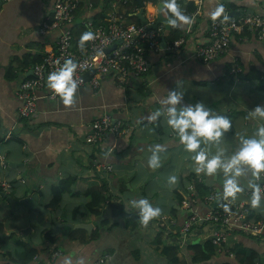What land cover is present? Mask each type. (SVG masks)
<instances>
[{"label":"crops","instance_id":"0c3cea01","mask_svg":"<svg viewBox=\"0 0 264 264\" xmlns=\"http://www.w3.org/2000/svg\"><path fill=\"white\" fill-rule=\"evenodd\" d=\"M86 1L81 0L70 24L76 35L90 19L95 24L102 23L97 16L104 17L111 9L125 15L127 22L140 23L135 20L139 5L126 7L128 0H100L97 7ZM180 1L191 22L172 26L171 30L180 29V38L185 42L172 48L178 39L169 41L171 30H166L162 37L166 48L160 45L157 51L148 52L149 65L141 77L124 86L111 75L101 76L97 88L88 83L78 87L73 105H64L60 97L41 98L35 114L21 117V101L16 95L19 84L31 76L35 62L54 50L59 28H53L51 23L53 0H0V264H22L26 246L30 245L46 264H62L69 255L74 264H79L80 257L85 264H242L239 258L254 250L259 263H263L262 246L244 233H232L221 248L211 241L213 225L197 226L185 239L179 233L190 213L179 198L194 194L191 207L205 212L208 196L222 195L223 174H197L193 154L167 124L166 114L157 121H149L147 116L164 107L160 100L179 83L185 93L182 103L202 100L231 118L232 128L220 141L228 153L237 149L241 135H252L264 124V118L252 119L249 112L257 104L264 105V40L256 31L235 34L225 54L203 63L197 59L196 50L209 42V24L219 0ZM189 2L196 9L188 13ZM222 3L228 5V12H252L264 17V0ZM157 4L143 2L146 18L156 17ZM44 25L49 28H43ZM79 44L73 40L75 52H85L86 41L80 49ZM104 114L123 121L130 133L111 134L102 142L88 144L86 135L91 123ZM157 143L166 148L160 153V166L151 168L145 162L151 156L149 146ZM208 147L215 152L214 144ZM182 159L185 164L180 162ZM109 165L110 170L105 168ZM179 165L178 180L173 186L168 177L175 171L173 166ZM67 178L74 181L57 207L50 208L54 191ZM249 178L250 171L241 177L244 190L230 199L235 204L244 203L253 220H264V200L253 207L251 197L247 196ZM193 182L205 190L200 193ZM160 185L168 189L163 186L160 191L165 196L155 198V188ZM92 186L105 187V201L96 209L97 216L87 209L91 200L87 191ZM141 196H146L162 212L147 224L139 221L135 227L122 211L139 216V210L130 201ZM218 200L215 196L214 201ZM63 223L93 227L87 232L61 226ZM47 232L56 235L57 240L51 242ZM207 240L214 247L213 255L207 261L195 262V250L189 246ZM167 247L178 249L176 263H170L164 253ZM56 250L61 255L53 260L51 254Z\"/></svg>","mask_w":264,"mask_h":264},{"label":"built area","instance_id":"2783aa9c","mask_svg":"<svg viewBox=\"0 0 264 264\" xmlns=\"http://www.w3.org/2000/svg\"><path fill=\"white\" fill-rule=\"evenodd\" d=\"M222 2L223 0H219L218 4L223 5V12L214 17L209 24V42L199 46L196 50L197 59L203 63L211 62L225 54L235 34L256 31L264 40L263 16L245 12L229 17L228 8ZM80 3L81 0H53L52 26L59 28V36L54 50L44 54L42 60L33 65L31 76L19 84L16 95L21 101L18 109L21 117H30L35 114L39 99L59 97L53 95L52 90L48 88L47 76L68 57H72L78 63L73 74L74 79L78 81V87L88 83L93 88H97L98 78L104 75H111L120 84L126 86L127 82L141 77L147 71L148 52L157 51L160 48V40L166 33V28L162 23L152 29L148 25L153 24L155 18H147L149 21L147 25L127 22L125 15L116 9H111L104 16L102 23L95 24L91 19L87 21V31H92L95 34L94 38L86 41L85 52H75L70 24L74 22ZM43 28H49V25H44ZM184 42L185 40L180 38L172 44V48L173 45L178 48ZM112 46L114 49L107 52L106 50ZM90 70L94 73L86 80L84 74ZM130 131V127L123 121L114 120L110 115L104 114L91 123L86 142L88 144L99 143L106 140L108 135L119 136L123 133H130ZM105 168L110 170L111 166ZM258 182L264 185V177ZM246 193L248 197H251V189ZM215 196H218L219 200L212 206L215 203ZM192 197L194 194L182 201V204L189 208L190 213L180 228L181 238L185 239V236H188L197 226L210 224L215 227L211 241L217 248H221L229 235L241 232L262 246V264H264V220H253L249 217L244 203L235 204L230 198L225 200L221 194L209 195L206 201L208 207L205 212L200 213L191 207L194 203ZM225 203L229 204L227 210L224 208ZM59 255L61 252L56 250L51 254V259L54 260ZM32 262L46 264L36 255L32 258Z\"/></svg>","mask_w":264,"mask_h":264},{"label":"clouds","instance_id":"9594fccd","mask_svg":"<svg viewBox=\"0 0 264 264\" xmlns=\"http://www.w3.org/2000/svg\"><path fill=\"white\" fill-rule=\"evenodd\" d=\"M159 11L165 16V22L173 27L189 24L191 17L181 8L178 0H161ZM223 12V5H219L213 12V16H219ZM92 31L81 34L80 45L94 38ZM78 63L72 58H66L58 68L48 73L47 85L53 95L60 97L64 105H73L75 94L78 91V81L74 79V72ZM184 91L177 87L168 90L160 103L164 106L151 112L147 119L157 121L162 114H166L167 124L175 131L184 148L191 152L194 160V171L197 174L213 176L219 172L223 174L222 196L226 200L236 198L237 194L244 190L241 177L249 171L251 178L247 180L251 189L250 203L253 207L261 205L264 200V185L259 183L264 175V124H261L252 135H241L237 149L231 153L220 146L221 138L232 128V120L229 116L214 111L202 100L195 103H182ZM250 118H264V105L257 104L249 110ZM216 146L215 152H211L209 145ZM151 156L148 164L151 168H157L161 164L160 153L166 148L163 144L149 146ZM169 184H175L178 177L169 175ZM219 195V194H218ZM139 210L142 223L147 224L150 219L160 215L162 209L154 206L146 196L133 198L130 201ZM224 208L229 209L225 203ZM62 264H74L71 255L63 258ZM79 264H85V259L80 257Z\"/></svg>","mask_w":264,"mask_h":264},{"label":"trees","instance_id":"16d2710c","mask_svg":"<svg viewBox=\"0 0 264 264\" xmlns=\"http://www.w3.org/2000/svg\"><path fill=\"white\" fill-rule=\"evenodd\" d=\"M103 1L104 2L106 1L105 3H107V1H109V0H103ZM140 1L142 2V4L144 1L152 2V3H158L159 2V0H140ZM89 3H90V5L97 7L101 3V1L100 0H87L86 4H89ZM178 3L181 5V8H182L183 1L178 0ZM138 5H139L138 0H128V2L126 3V7L131 6L133 8H137ZM227 8H228V5H227ZM230 8H232V5H229V9ZM195 9H196V6L194 5V3L189 2L187 12L188 13L193 12ZM97 18L100 20L102 19V22L104 20L103 15L97 16ZM135 20L138 21V19H135ZM52 21L53 20L51 18V23H52ZM75 26H77V25H75ZM70 30L72 31L71 33H72L74 42H77L78 44L80 43L81 34L85 31H87L86 27H84V29H82L81 33L79 32V34L76 35V34H74V29L72 28V26H70ZM181 32L182 31L180 29L175 28L174 30H171V33H170L171 37L169 36L167 39L169 41L179 39L182 36ZM76 36L78 37L77 40H76ZM77 46H78L77 48L80 49V44ZM41 60H42V58H41ZM35 63H37V62H35ZM0 142H2L1 139H0ZM72 181H74L73 178H67V179H64L62 181L60 188L56 189L53 193V198L49 202L50 208L54 209L57 207V205L61 201L62 194L66 190L69 189ZM193 184H194L195 189L197 191H200V193H202L201 191L204 188H202L201 184H195L194 182H193ZM104 189H105V187H102V186H100V187L92 186L87 191V195L91 199L87 204V209H88L89 213L93 216L99 215L98 211L96 209L99 208L101 203L105 201ZM182 200H184V199L180 197L179 201L182 202ZM122 214H123L124 218L126 220H128L129 222H132L135 227L138 225L139 221H141L140 216H134L130 213L125 212L124 210L122 211ZM255 220H258V219H255ZM72 232H74V231H72ZM46 236L48 237V239L51 242H55L57 240L56 235L52 236V233H50V232L49 233L47 232ZM190 247H191V249L195 250V256L193 257V260L195 262H199L201 260L207 261L211 258V255H213L214 247L212 246L211 242L208 240L206 242H204L203 244H194V245L189 246V248ZM177 250L178 249L176 247L164 248L163 251L168 256L170 263H176L177 262V257H176ZM25 251H26L25 257H24L23 261H21L22 264L30 263L32 261V258L37 254V250L35 248H33L31 245L26 246ZM258 259H259L258 252L254 250L251 252V254H249V256L248 255L247 256H241L239 258V261L242 264H255V262L258 261ZM10 264H13V263H10ZM223 264H231V263L225 262Z\"/></svg>","mask_w":264,"mask_h":264},{"label":"water","instance_id":"95a60500","mask_svg":"<svg viewBox=\"0 0 264 264\" xmlns=\"http://www.w3.org/2000/svg\"><path fill=\"white\" fill-rule=\"evenodd\" d=\"M138 3H139V11L136 13V17L139 20L140 24L147 25L149 23V21L145 17L144 6H143V4H142V2L140 0H138ZM156 7H157V14H156V17H155V22L153 24H149L148 27L154 29L159 24L162 23L165 26L166 30L170 31L172 26L165 22V16L159 11L160 7H162L161 0H159V2H158ZM236 15H240V12H237L235 10H232V11L228 12V16L229 17H235ZM160 45H161V48H166L167 44H166V41H165L164 38H162V40L160 42ZM112 49H114V46L108 48L106 51L109 52ZM93 73H94L93 70H90V71L86 72L84 74L85 79L88 80ZM145 164L149 167L147 162H145ZM25 203L28 204V199L25 200ZM215 204H217V202L213 203L212 206H214ZM61 226L68 227V228L74 229V230H79V229L86 230L87 232H90L92 227H93L92 224H85V223H77V224L63 223Z\"/></svg>","mask_w":264,"mask_h":264},{"label":"rangeland","instance_id":"374dc122","mask_svg":"<svg viewBox=\"0 0 264 264\" xmlns=\"http://www.w3.org/2000/svg\"><path fill=\"white\" fill-rule=\"evenodd\" d=\"M182 164H185V162H184V159H182V161H180ZM188 164V163H187ZM180 166L181 165H179V166H177V167H175V166H173V169H175V171H173V174H175V175H177L178 174V172H179V170H180ZM175 167V168H174ZM166 172V169H164L163 170V173H165ZM247 175H249V172L247 173ZM179 176V175H178ZM177 176V177H178ZM162 185H160L159 187H156L155 188V198H161L160 196H165L164 195V193L162 192V191H160L162 188H163V186L161 187ZM173 186H174V184H173ZM165 187V186H164ZM158 188H159V192L157 191L158 190ZM165 188H167L168 189V187H165ZM66 216L67 217H70L71 215L70 214H66ZM257 263H259V261H257Z\"/></svg>","mask_w":264,"mask_h":264}]
</instances>
